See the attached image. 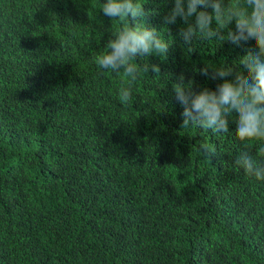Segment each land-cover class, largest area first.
<instances>
[{
	"label": "trees",
	"instance_id": "obj_1",
	"mask_svg": "<svg viewBox=\"0 0 264 264\" xmlns=\"http://www.w3.org/2000/svg\"><path fill=\"white\" fill-rule=\"evenodd\" d=\"M104 2L0 0V264H264V180L235 164L245 150L264 160V142L240 141L235 116L228 133L181 127L172 91L181 74L215 90L206 63L247 74L254 45L188 51L182 21L163 23L172 0H138L170 46L133 60L161 73L130 84L96 63L135 24L104 16Z\"/></svg>",
	"mask_w": 264,
	"mask_h": 264
},
{
	"label": "clouds",
	"instance_id": "obj_2",
	"mask_svg": "<svg viewBox=\"0 0 264 264\" xmlns=\"http://www.w3.org/2000/svg\"><path fill=\"white\" fill-rule=\"evenodd\" d=\"M173 6L163 16L165 25L182 21L178 35L192 51L194 40H228L239 46L251 41L255 51L249 50L239 63L246 73L234 71L231 66L213 67L206 63L199 74L210 80L222 81L215 90L197 91L192 82H185L181 74L172 91L183 111L181 127L198 126L213 133H228L229 120L235 123V133L240 141L264 142V0H172ZM111 20H128L135 24L124 25L112 32L107 43L108 54L96 58L98 67L114 72L123 70L134 83L141 70L161 73L159 64L133 63L137 57L158 55L166 57L170 43L160 38L155 27H148L144 4L138 0H106L101 9ZM225 30L226 34H225ZM229 77H232L229 79ZM187 85V86H186ZM119 99L127 106L131 99L130 87L121 88ZM245 149L249 147L244 144ZM208 156L216 150L208 144L201 145ZM258 154L264 156V145ZM235 164L258 180H264V160H256L245 150L238 154Z\"/></svg>",
	"mask_w": 264,
	"mask_h": 264
}]
</instances>
